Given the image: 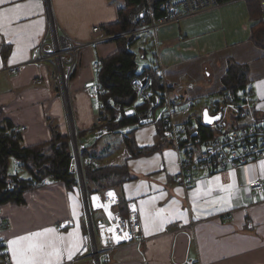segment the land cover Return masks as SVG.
<instances>
[{
  "label": "crops",
  "instance_id": "crops-1",
  "mask_svg": "<svg viewBox=\"0 0 264 264\" xmlns=\"http://www.w3.org/2000/svg\"><path fill=\"white\" fill-rule=\"evenodd\" d=\"M244 1L163 26L156 42L162 46L158 54L169 90L179 100L197 102L218 94L219 80L227 68L212 85L209 82L214 76L206 70L214 69L215 62L227 64L232 59L246 65L260 121L264 118V23L259 21L261 14L249 17ZM48 5L60 32L85 44L67 92L73 124L88 134L97 122L100 102L85 89L97 83L94 62L117 50L102 28L116 21L123 0H48ZM95 28L100 31L94 32ZM47 29L46 0H0V126L16 129L24 146L48 142L49 124L68 134L67 112L55 89L52 64L30 62ZM99 37L106 39L89 44ZM15 65L22 68L10 76L7 68ZM203 76L207 85L199 79ZM194 79L202 81L201 87ZM88 137H82L81 142L88 144ZM132 137L139 148L157 150L131 157L121 133L113 134L94 144L98 152L94 163L97 167L126 165L133 178L114 192L125 201H136L145 241L115 250L101 258V264H191L198 259L201 264H264V193L249 190L252 182L264 179V159L212 175L199 174L196 186L186 193L173 181L178 171L177 153L159 127H135ZM89 161L85 159L84 164ZM104 193L87 194L101 198ZM22 197L21 204H0V237L9 264H93L84 254L87 223L78 185L67 188L53 179L46 186L25 190ZM224 214L228 220L222 219ZM68 220L73 221V227L59 231L57 225ZM100 221H105V215L93 209V225ZM179 222L194 225L176 230ZM5 224L9 228L5 229Z\"/></svg>",
  "mask_w": 264,
  "mask_h": 264
},
{
  "label": "built area",
  "instance_id": "built-area-1",
  "mask_svg": "<svg viewBox=\"0 0 264 264\" xmlns=\"http://www.w3.org/2000/svg\"><path fill=\"white\" fill-rule=\"evenodd\" d=\"M236 0H168L160 5L163 16L155 18L150 3L147 2L148 24L142 28L129 33L141 35L150 32L153 37L155 54L157 56L156 74L161 79V91L154 89L153 78L145 74L132 82L135 99L131 106L125 109V116L137 118L136 127L158 126L170 146L176 151L178 157V171L173 176L175 184L180 186L186 193L196 186L198 175H212L227 169H235L251 162L264 159V118L257 119V101L252 93L236 90L233 93L223 95L210 110V114L221 113L218 122L211 125L204 124L202 114L193 109L195 102L191 100H179L170 94L169 85L165 78V72L161 64L157 47V30L163 26L179 23L188 18L211 12L224 4ZM47 2L48 29L44 39L33 50L31 63H51L54 68L55 79L60 89L66 112L69 128L73 125L71 108L67 95L68 83L71 75L77 67L79 51L85 44L73 42L65 34L61 33L55 24L51 10ZM259 9L264 16V0H258ZM99 32L98 28L93 30ZM117 36H110L114 39ZM106 38L99 37L89 44H96ZM109 39V38H107ZM93 67L100 69L99 61L94 62ZM20 65L10 66L7 73L16 75L21 70ZM88 94L98 98L100 88L96 84L88 85L85 89ZM75 129V128H74ZM203 130L202 136L199 131ZM10 130L6 134H10ZM124 134L126 129L118 131ZM70 144L72 149V169L74 170L77 185L82 195L87 223L84 235V254L89 255L93 264H101V258L109 256L115 250L126 246L139 245L145 241L141 228L138 206L135 200L126 201V215H118L112 208L117 206L119 199L114 190H108L100 198L99 195L88 196L85 190V178L81 152L86 146L80 142L77 132L71 133ZM112 132L107 127H102L87 138V143L100 140L109 136ZM75 135V136H74ZM74 136V137H73ZM16 136H14V139ZM90 163V162H89ZM11 177L8 178L6 189L13 190L17 186L14 179L21 178L23 168L20 160H11ZM94 166L96 164L91 162ZM22 179V178H21ZM53 180L47 176L41 179L33 178L28 181L32 188H40L48 185ZM253 194L264 193V179L255 180L249 186ZM111 193L113 201L108 203V195ZM98 198L100 205H95L94 199ZM102 211L105 221L96 227L92 223V210ZM222 219L228 220V214ZM194 223L184 225L182 222L176 224V230L191 228ZM73 227V221L68 220L57 225L59 231ZM4 228H9L5 224ZM0 264H9V258L5 249L3 239L0 237ZM191 264H201L196 260Z\"/></svg>",
  "mask_w": 264,
  "mask_h": 264
},
{
  "label": "trees",
  "instance_id": "trees-1",
  "mask_svg": "<svg viewBox=\"0 0 264 264\" xmlns=\"http://www.w3.org/2000/svg\"><path fill=\"white\" fill-rule=\"evenodd\" d=\"M166 1L168 0H150L155 18L163 16L160 5ZM146 9V0H123V6L117 10L116 21L102 28L107 36H117L113 39L117 45V50L112 55L99 61L100 69L97 72L96 85L100 88L98 96L100 108L97 114V122L88 134H83L77 130L80 142L82 137L90 136L102 127H107L112 134H119L118 131L136 127L137 118L127 117L124 114L125 109L131 106L135 99L132 88L134 79L150 74L153 78L154 89L157 91L162 90L161 79L155 72L157 62L152 34L146 32L141 35H126V33L148 24ZM255 10L258 14H261L258 0H256ZM139 42L142 43V46L138 44ZM136 45H139L138 49L143 58L149 49L152 48L154 52V61L140 73L138 72L137 55L133 51ZM3 55L5 56V53ZM220 82L222 89L219 95L221 96L239 89L246 93H252L248 67L238 64L232 59L227 60V69ZM56 90L60 95L58 88ZM8 129L11 131L10 134H6ZM133 129L121 134L131 157L148 155L157 150L156 147L139 148L136 146L132 137ZM49 130L51 138L48 142L24 146L21 135L16 129L8 124L0 126V204H21L23 202L22 194L25 190L32 188L31 185H28V181L33 178L41 179L50 176L54 180L63 182L67 188L77 185L75 174L72 171V155L68 135L62 134L57 125L49 124ZM202 133L203 130H200L199 135L202 136ZM14 136H16L15 139ZM101 140L86 144L81 152L83 163L85 159L90 160V163L83 164L85 186L88 194L97 192L102 195L105 191L114 190L133 178L129 174L126 165L97 167L91 164V162L97 160L96 156L98 155V152L94 151V144ZM14 158L20 160L23 173L28 175L29 178L14 179L17 186L13 190H8L6 184L9 181L8 178L11 177L10 160ZM93 186H95V190H91ZM118 199L119 203L115 213L125 216L126 201L122 196H119Z\"/></svg>",
  "mask_w": 264,
  "mask_h": 264
},
{
  "label": "rangeland",
  "instance_id": "rangeland-1",
  "mask_svg": "<svg viewBox=\"0 0 264 264\" xmlns=\"http://www.w3.org/2000/svg\"><path fill=\"white\" fill-rule=\"evenodd\" d=\"M243 4H246V7H247V12H248V14H249V17L251 16V14H254V18H256L257 16H258V14H257V12H256V10H255V8H256V0H246V1H244V2H242ZM251 11H255V13L254 12H252L251 13ZM257 15V16H256ZM259 21H262L263 23H264V16H259ZM158 31L159 30H157V34H156V37H157V39H158ZM154 42H155V40H154ZM157 43V46H158V49L159 50H161L162 49V46H161V44L159 43V42H156ZM138 44H142L141 42H139ZM142 46V45H141ZM139 45H136L134 48H133V51L136 53V55H137V65H138V72L140 73V72H142V70L145 68V67H148V66H150L151 65V63L154 61V58H153V49L151 48V50L149 49L147 52H146V56L143 58V56H142V54H140V51H139ZM154 51H155V48H154ZM224 68H227V64H225V62L224 61H218V63L217 62H215V68L213 69V68H207V72H209L211 75H213L214 76V80L213 81H210L209 83H211L212 85H215L216 84V81H217V79H218V77H219V75H221V72H222V69H224ZM164 70V72H165V69H163ZM166 75V74H165ZM212 77V76H211ZM199 79H203L202 81H203V84L205 83V77L203 76V77H201V78H199ZM197 80V79H194V83H195V85L196 86H198V87H201V84H202V81L201 80ZM212 79V78H211ZM186 81H187V78L186 77H183L182 78V82H184V83H186ZM220 81V80H219ZM204 85H207L206 83L204 84ZM221 85V84H220ZM58 88V90H59V93H60V89H59V86H58V83H55V89H57ZM221 89H222V85H221V87H220V89H219V91H218V94H211L210 96H208V97H204V98H199V99H197V102H195V108L193 109V111H195L196 113H198V114H202V111H203V109H205V108H208V109H211L212 108V106L217 102V101H220V99H221V95H219V92L221 91ZM172 91V90H171ZM171 91H170V94L172 95V93H171ZM68 94V93H67ZM59 95V94H58ZM75 130H76V128H75ZM69 128H68V138H69V142H70V133H69ZM76 132H77V130H76ZM113 135V134H112ZM77 137H78V135H77ZM108 137H104V138H102V140L100 141V142H103V141H105L106 139H107ZM79 139V138H78ZM20 176L21 177H23L24 178V176H26V174L25 173H21L20 174Z\"/></svg>",
  "mask_w": 264,
  "mask_h": 264
},
{
  "label": "water",
  "instance_id": "water-1",
  "mask_svg": "<svg viewBox=\"0 0 264 264\" xmlns=\"http://www.w3.org/2000/svg\"><path fill=\"white\" fill-rule=\"evenodd\" d=\"M220 118H221L220 112H218L216 114H210V110L208 108H205L202 111V120H203L204 124H206V125H211L215 122H218L220 120ZM72 171H74V170L72 169ZM101 223H102V221L99 222V224H101Z\"/></svg>",
  "mask_w": 264,
  "mask_h": 264
},
{
  "label": "bare ground",
  "instance_id": "bare-ground-1",
  "mask_svg": "<svg viewBox=\"0 0 264 264\" xmlns=\"http://www.w3.org/2000/svg\"><path fill=\"white\" fill-rule=\"evenodd\" d=\"M146 13H147V9H146ZM130 33V32H129ZM129 33H126V35H129ZM75 126L73 127V125H71V128H69V130L71 131V133H75ZM75 136V135H74ZM73 136V137H74ZM70 146H71V144H70ZM71 155H72V149H71ZM73 158V157H72ZM113 201V197L111 196V195H108V203H111ZM94 204L95 205H100V201L98 200V198L97 197H95V199H94Z\"/></svg>",
  "mask_w": 264,
  "mask_h": 264
},
{
  "label": "snow or ice",
  "instance_id": "snow-or-ice-1",
  "mask_svg": "<svg viewBox=\"0 0 264 264\" xmlns=\"http://www.w3.org/2000/svg\"><path fill=\"white\" fill-rule=\"evenodd\" d=\"M217 179H218V178H217ZM109 195H111V193H110ZM37 235H38V234H37ZM21 239H28V238H21ZM11 243L15 244L16 241H12ZM19 264H23V262L21 261V262H19Z\"/></svg>",
  "mask_w": 264,
  "mask_h": 264
}]
</instances>
